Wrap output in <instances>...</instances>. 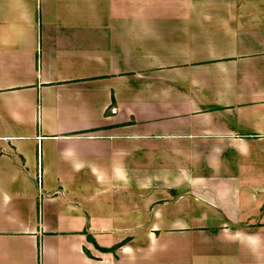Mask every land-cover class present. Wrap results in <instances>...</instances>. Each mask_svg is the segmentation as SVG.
Listing matches in <instances>:
<instances>
[{"label": "crops", "instance_id": "1", "mask_svg": "<svg viewBox=\"0 0 264 264\" xmlns=\"http://www.w3.org/2000/svg\"><path fill=\"white\" fill-rule=\"evenodd\" d=\"M0 264H264V0H0Z\"/></svg>", "mask_w": 264, "mask_h": 264}]
</instances>
